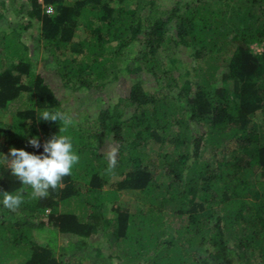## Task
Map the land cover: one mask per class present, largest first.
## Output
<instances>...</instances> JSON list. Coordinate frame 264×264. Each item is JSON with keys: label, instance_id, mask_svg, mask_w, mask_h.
Returning a JSON list of instances; mask_svg holds the SVG:
<instances>
[{"label": "trees", "instance_id": "16d2710c", "mask_svg": "<svg viewBox=\"0 0 264 264\" xmlns=\"http://www.w3.org/2000/svg\"><path fill=\"white\" fill-rule=\"evenodd\" d=\"M25 1L26 20L0 35V112L10 115L0 124L3 155L13 147L40 155L63 127L40 119L63 108L33 73L39 49L43 67L52 61L72 91H102L122 72L152 85L137 79L94 122L60 133L79 162L47 198L0 165V200L23 189L16 211L0 203V264H264V0H192L163 11L153 0ZM3 10L1 1L0 21ZM34 21L35 50L21 40ZM24 98V108H11ZM105 140L116 149L111 170Z\"/></svg>", "mask_w": 264, "mask_h": 264}, {"label": "rangeland", "instance_id": "374dc122", "mask_svg": "<svg viewBox=\"0 0 264 264\" xmlns=\"http://www.w3.org/2000/svg\"><path fill=\"white\" fill-rule=\"evenodd\" d=\"M4 1L7 7H9V11L6 13V17L0 21V35L4 31L8 30V24L10 21L13 23L12 27H16L18 25V20L25 21L26 18L21 16V14L18 13V8L22 5H26L27 2L25 0H0ZM149 0H141V3L143 6L148 2ZM155 4L158 6V9L160 11L163 10H169L172 8V6L175 3L184 4L187 1L192 0H153ZM147 6V5H146ZM142 11V16H147L148 10L144 7ZM2 11V12H3ZM40 36V23L38 21H34L32 26L29 27L27 30L22 32V39L25 44L29 47V49H36L35 47L38 45V39ZM251 50L254 54H258L262 51L260 46L252 45ZM135 49V48H134ZM131 50V53L135 52V50ZM38 52V62L35 63L33 67V73L40 74L44 77L46 84L50 87V89L54 92L55 96L57 97L58 101L60 102V107L63 108L62 114L65 116L71 117L72 124L70 125L73 129H76L77 126L79 127H86V123L89 125L90 123L94 122L99 111L106 107H112L114 103L119 98H123L128 94L130 86L137 80L142 79L144 82L147 83L148 86L150 84L152 85L151 77L147 75H140L135 76L131 74H127L126 72H122L118 75L116 80H111L108 82L104 89L102 91H96V90H77L72 91L67 88H64L61 86V81L57 77V75L54 73V71L51 70L53 68V62L49 61L48 69H45L43 67L42 62H40V54H42L41 49L37 50ZM227 59L230 57V54L227 55ZM27 98H24L22 101L14 104L11 108H24L23 102H25ZM39 113V111H38ZM10 122V115L7 112H0V124H7ZM39 137L46 140L44 132H40ZM115 148L112 142L110 140H105L100 142V152L104 154L105 156H109L112 149ZM146 152L152 157L155 158L158 146L154 143L149 144L146 147ZM208 149L205 148L203 151V156H207ZM0 154L1 151H0ZM2 159V157H0ZM3 163H0V165ZM115 179L112 178L110 180V183L114 182ZM122 197L126 201L133 200L134 195L131 191H123ZM108 210V209H107ZM61 211V209H60ZM48 213V211L46 212ZM113 216L111 212H107V217ZM36 238L44 242L45 240L49 239V235L46 232H42L41 234L37 235ZM60 243L65 241V238L62 236H59ZM62 238V239H61ZM90 243L92 244V247L98 246L99 239L97 237H94L90 240ZM103 252L106 253L107 248L105 244H100ZM94 250V249H93ZM92 249L89 252V256L94 254V251ZM23 260H18L12 264H22ZM108 264H118L116 261L111 262L108 261ZM85 264H92V260L85 261Z\"/></svg>", "mask_w": 264, "mask_h": 264}, {"label": "clouds", "instance_id": "9594fccd", "mask_svg": "<svg viewBox=\"0 0 264 264\" xmlns=\"http://www.w3.org/2000/svg\"><path fill=\"white\" fill-rule=\"evenodd\" d=\"M40 119L45 121H60L59 134L53 135L43 144V153L32 154L23 149L10 148L8 155L0 154V163L7 164L12 176L20 184L28 186L34 198L44 199L49 196L50 190H57L63 178L72 174L73 167L79 162V156L74 151L72 139L68 135L60 134L72 124L71 117L60 112L44 110ZM33 148L41 147L36 137L28 140ZM109 170L116 166V149L113 148L109 157ZM23 189L15 193L4 191L0 203L9 211H16L23 203Z\"/></svg>", "mask_w": 264, "mask_h": 264}, {"label": "built area", "instance_id": "2783aa9c", "mask_svg": "<svg viewBox=\"0 0 264 264\" xmlns=\"http://www.w3.org/2000/svg\"><path fill=\"white\" fill-rule=\"evenodd\" d=\"M36 1H37L39 4H41V5L43 4V0H36ZM45 9H46V10H45L46 13L49 14V13L51 12V8L47 7V8H45Z\"/></svg>", "mask_w": 264, "mask_h": 264}]
</instances>
